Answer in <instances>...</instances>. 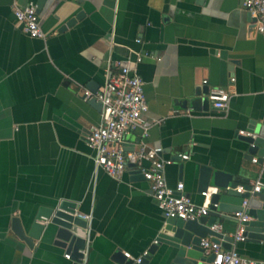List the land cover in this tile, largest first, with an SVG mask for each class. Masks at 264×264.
I'll list each match as a JSON object with an SVG mask.
<instances>
[{"label": "crops", "instance_id": "crops-1", "mask_svg": "<svg viewBox=\"0 0 264 264\" xmlns=\"http://www.w3.org/2000/svg\"><path fill=\"white\" fill-rule=\"evenodd\" d=\"M14 2L37 6L46 39L15 23ZM251 24L242 0H0V264H71L50 236L29 248L12 231L13 218L25 223L62 201L89 216L85 264H119L117 251L137 257L163 228L167 217L142 175L127 167L110 176L86 142L101 107L83 91L100 90L115 62L136 69L148 105L146 135L130 131L124 148L162 147L173 159L164 169L169 187L182 182L201 204V165L232 175V186L264 187V162L248 159L239 137L264 125V33L251 34ZM204 86L229 92L225 112L196 95ZM217 224L223 235L235 232L232 219ZM236 249L264 264V241ZM150 256L146 264H174L166 244Z\"/></svg>", "mask_w": 264, "mask_h": 264}, {"label": "built area", "instance_id": "built-area-1", "mask_svg": "<svg viewBox=\"0 0 264 264\" xmlns=\"http://www.w3.org/2000/svg\"><path fill=\"white\" fill-rule=\"evenodd\" d=\"M244 9L249 13L255 30L264 33V0H242ZM13 14L15 23L22 31L31 38L46 39L47 34L40 25V18L37 6L29 3L25 6L13 4ZM139 41V40H137ZM144 55H138L135 63L141 62ZM115 72L110 73L102 88L93 93L88 89L83 91L84 99L95 98L101 103L100 122L91 125L86 136L87 145L95 151V163L110 176L119 178L129 164L132 169L137 170L148 183L149 189L155 199L157 207L165 217H177L183 220H191L207 214L211 196L218 193L219 188L209 185L200 193L203 201L201 204L194 203L183 191V183L178 182L175 188H171L166 183L164 169L171 164L172 158H163V148L160 146L149 147L142 143L138 149L127 151L124 148V137L136 128H142L146 135L149 123L144 119V114L148 109L144 97V83L135 68L122 65L119 62L113 64ZM205 83V81H204ZM212 108L217 112H225L229 105V92L223 88H213L207 93ZM242 135H252L248 131H240ZM177 156L181 160H187V153H179ZM257 162L256 158L252 159ZM264 167V163H263ZM251 193L259 191L261 184L259 181L250 185ZM236 190L244 192L243 185H238ZM248 199L244 198L241 204L242 210L232 213L236 222L235 232L230 236L232 240L226 241L223 238L215 242L210 238H204L201 246L204 255L213 254L212 264H262L242 256L236 249V244L246 240L243 235V222L248 219L245 209ZM86 220L88 215L77 214ZM220 225H213L212 229L219 231ZM156 243V240L154 241ZM229 244L230 248H226ZM148 254V249L141 255L133 257L124 252V255L135 264L142 262L144 256ZM69 258V254L65 255Z\"/></svg>", "mask_w": 264, "mask_h": 264}, {"label": "water", "instance_id": "water-1", "mask_svg": "<svg viewBox=\"0 0 264 264\" xmlns=\"http://www.w3.org/2000/svg\"><path fill=\"white\" fill-rule=\"evenodd\" d=\"M254 19H251L253 21ZM255 24L249 27L250 33H254ZM205 85V84H204ZM201 91L208 93V87L196 89V95ZM90 104L101 107V103L95 98L88 100ZM200 101H195L198 104ZM252 135H240L239 137L248 144L247 158L252 160L259 151L258 163L264 162V125L253 123L250 125ZM128 167L133 168L132 164ZM233 176L224 172L214 171L209 165H201L199 168L197 192L200 194L210 184L219 188L218 193L211 196L208 212L198 218L183 220L177 217H167L165 224L153 243L148 248V254L143 257L139 264H146L152 254L162 244H166L173 254L174 264H212L214 255H204L201 246L202 239L211 236L212 240L219 242L221 238L231 241L232 237L223 235L220 231L212 229L219 222V218L234 220L232 213L241 211L242 201L248 199L245 213L248 219L243 222V235L247 240L264 241V187L259 191L251 193V186L243 185L244 192L236 190L238 186H232ZM76 205L62 201L51 207H42L36 214L23 223L19 218L12 219V231L29 247L33 248L35 240H46V236L52 238L53 244L61 247L69 254L71 264H85V250L88 240V221L77 214ZM235 221V220H234ZM230 248L229 244H225ZM113 259L119 264H134L122 251H117Z\"/></svg>", "mask_w": 264, "mask_h": 264}]
</instances>
